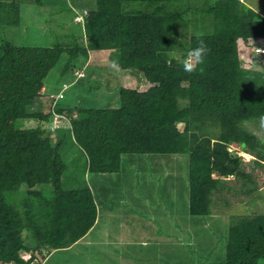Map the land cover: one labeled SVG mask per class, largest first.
Wrapping results in <instances>:
<instances>
[{"label":"trees","instance_id":"obj_1","mask_svg":"<svg viewBox=\"0 0 264 264\" xmlns=\"http://www.w3.org/2000/svg\"><path fill=\"white\" fill-rule=\"evenodd\" d=\"M53 4L0 0V264H44L95 227L102 203L126 205V179L136 188L133 205L151 198L144 172L163 166L171 173L164 178L179 186L155 191L168 198L163 211L181 201L191 218L205 219L223 215L233 198L248 208L230 215L209 264L264 262V191L252 173L264 172V70L244 67L247 50H264V17L242 0H93L78 36L47 47L21 43L23 7ZM197 36L211 52L204 74L190 76L179 58ZM102 51L136 81L134 88L117 83L116 106L65 103L64 90L43 91L57 66L62 88L90 87L99 74L87 65L90 53ZM262 57L252 51V67ZM43 97L49 108L34 110ZM67 144L81 151L89 175L71 189L62 184Z\"/></svg>","mask_w":264,"mask_h":264},{"label":"rangeland","instance_id":"obj_2","mask_svg":"<svg viewBox=\"0 0 264 264\" xmlns=\"http://www.w3.org/2000/svg\"><path fill=\"white\" fill-rule=\"evenodd\" d=\"M242 1L264 17V0ZM53 5L49 9H46L45 6L39 8L32 5L23 7L22 25L19 28L21 33L16 35L20 37L21 43L47 47L67 33L78 36L81 25L75 22L74 17L76 15L81 16L84 9L93 7V0H54ZM261 45L264 47V43ZM252 51L255 49L247 50L248 57L244 59V67L264 70V54L261 66L252 67ZM90 54L87 65L99 72L89 81L90 87L71 89L69 83H66L69 87L64 86L62 88V81L58 75L60 66H57L46 78L43 91L55 94L64 90L65 103H73L79 99L85 106H116L118 101L114 91L117 83L119 82L124 88H134L136 81L127 72L107 68L111 60L109 52L102 51ZM80 74L83 75L82 72ZM48 108V100L44 97L39 99L33 107L34 110L43 111ZM60 152L66 165L62 177L64 189L84 185L82 183L87 181L89 175L82 169L85 159L80 153L81 151L77 147L67 144ZM238 154L243 157L244 162L252 159L247 154L240 152ZM161 169V172L156 174L157 176L152 174L150 170L144 172L151 179L149 180L150 183L154 184L151 186L153 189L150 188L151 191L153 190L151 198H144L136 203L137 206L133 205L135 203L130 201L131 197L128 198V195L136 196V188L129 182V179H126L127 181L122 186L123 194H126V199L123 202L126 205L123 206L122 203L109 205V209L107 207L109 203H102L95 227L76 245L52 252L44 264H209L214 262L215 260L212 259L220 254V249L223 247L221 241H223L222 238L225 237L228 230L230 215H238L243 211H245L243 214H248V208L239 203L238 199L233 198L231 201L235 206L226 210L227 212L223 215L214 213L205 219L191 218L185 213L181 201L174 204V212L163 211L164 207L167 209L165 201L168 198L163 196L165 192L161 194L160 191H155L157 189L166 191L167 189L171 192L172 188L173 192H176L179 186L176 185V181L164 178L167 173L171 175L168 166H163ZM247 170L250 171V168L248 167ZM175 171L179 174L182 173L177 169ZM252 173L260 186V190L264 191V172L255 170ZM174 175L172 173V176ZM229 184L237 183L231 180ZM159 197H163V199L161 200ZM139 206H144V208ZM131 229L134 231L141 230V232L139 231V234L136 235L135 232L132 233L133 230ZM182 229H184L183 235ZM129 240L138 243H124ZM139 240L144 241L146 246H141L142 243H139L141 242ZM212 251H214L213 255L210 254ZM210 255L211 257L208 258ZM24 258L26 259L28 256L24 255ZM258 264H264V262Z\"/></svg>","mask_w":264,"mask_h":264},{"label":"clouds","instance_id":"obj_3","mask_svg":"<svg viewBox=\"0 0 264 264\" xmlns=\"http://www.w3.org/2000/svg\"><path fill=\"white\" fill-rule=\"evenodd\" d=\"M81 16L76 15L74 20L77 23L83 22V14ZM258 53L261 52V49L256 50ZM211 52L210 47L205 42L201 36H197V45L193 48H190L184 56L179 58V64L182 68V71L186 73L187 75H203L205 72V63H206V57ZM110 67L113 70L119 71L120 70V64L118 59H113L110 61ZM264 120V117L261 118Z\"/></svg>","mask_w":264,"mask_h":264},{"label":"crops","instance_id":"obj_4","mask_svg":"<svg viewBox=\"0 0 264 264\" xmlns=\"http://www.w3.org/2000/svg\"><path fill=\"white\" fill-rule=\"evenodd\" d=\"M182 232H184V229H182ZM117 242H118V241H117ZM180 242H181V240H180ZM124 243H125V242H124ZM124 243H123V244H124ZM131 243H132V242H128V244H131ZM133 243H138V242H133ZM139 243H142L141 246H146V243H145L144 241H141V242H139ZM182 243H183V242H182ZM76 244H77V243H76ZM76 244H74V245H76ZM126 244H127V243H126ZM74 245H73V246H74Z\"/></svg>","mask_w":264,"mask_h":264},{"label":"built area","instance_id":"obj_5","mask_svg":"<svg viewBox=\"0 0 264 264\" xmlns=\"http://www.w3.org/2000/svg\"><path fill=\"white\" fill-rule=\"evenodd\" d=\"M257 49H261V48H259V47L255 48V51H254L255 53H258V52L256 51ZM260 54H264V50H263V49H261Z\"/></svg>","mask_w":264,"mask_h":264}]
</instances>
